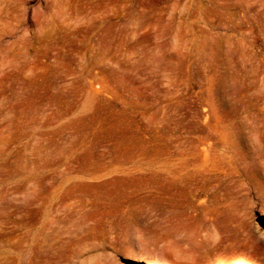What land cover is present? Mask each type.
Wrapping results in <instances>:
<instances>
[{
    "label": "rangeland",
    "instance_id": "374dc122",
    "mask_svg": "<svg viewBox=\"0 0 264 264\" xmlns=\"http://www.w3.org/2000/svg\"><path fill=\"white\" fill-rule=\"evenodd\" d=\"M244 258L264 0H0V264Z\"/></svg>",
    "mask_w": 264,
    "mask_h": 264
},
{
    "label": "bare ground",
    "instance_id": "6f19581e",
    "mask_svg": "<svg viewBox=\"0 0 264 264\" xmlns=\"http://www.w3.org/2000/svg\"><path fill=\"white\" fill-rule=\"evenodd\" d=\"M242 263H244V264H256V263H254L253 260H251L249 258H244V261H242ZM259 264H262V263H259Z\"/></svg>",
    "mask_w": 264,
    "mask_h": 264
}]
</instances>
